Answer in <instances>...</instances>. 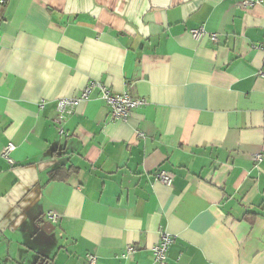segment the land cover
<instances>
[{"label": "crops", "instance_id": "obj_1", "mask_svg": "<svg viewBox=\"0 0 264 264\" xmlns=\"http://www.w3.org/2000/svg\"><path fill=\"white\" fill-rule=\"evenodd\" d=\"M240 1L0 5V264H156L160 232L168 264H264V0ZM91 80L145 103L111 120L93 90L59 135Z\"/></svg>", "mask_w": 264, "mask_h": 264}, {"label": "built area", "instance_id": "obj_2", "mask_svg": "<svg viewBox=\"0 0 264 264\" xmlns=\"http://www.w3.org/2000/svg\"><path fill=\"white\" fill-rule=\"evenodd\" d=\"M5 0H0V5L4 3ZM254 3V0H242L239 5L242 8H247ZM191 36L198 40L201 36L208 34L209 38L212 42L216 43L218 41L217 36L214 33H207V31L203 27L195 28L190 30ZM261 50L263 56L261 61V67L257 71V75L264 80V43L253 46ZM93 90H97L100 94L101 99L105 102V104L110 108V118L111 120H121L126 121L129 116V111L133 108H137L138 106L145 103L144 100L140 99H132L128 94H115L110 92L103 84L98 82L97 80H91L88 84H86L81 90L77 97H64L59 98L55 102V117H54V125L59 133V135H64L65 131L62 127V123L65 118L69 116L75 106L80 101H86ZM44 105V101L41 100L38 103V107L42 108ZM14 145L12 142H7L3 148L1 149L0 155L6 160L8 163L13 164V160L11 158V153L14 150ZM262 153L257 152L253 154V160L259 162L262 159ZM155 178L162 184L166 186H171L172 184V175L170 172L165 170H159L155 174ZM47 217L51 221H56L58 216L54 212H48ZM174 241V236L172 234L166 232H160L159 241L151 247L152 255L154 262L156 264H168L167 262V250L170 244ZM132 247L126 246V254L125 256L132 253ZM87 264H95L96 256L94 254L86 255Z\"/></svg>", "mask_w": 264, "mask_h": 264}, {"label": "trees", "instance_id": "obj_3", "mask_svg": "<svg viewBox=\"0 0 264 264\" xmlns=\"http://www.w3.org/2000/svg\"><path fill=\"white\" fill-rule=\"evenodd\" d=\"M64 177V173L61 172L60 168L51 171L50 178L51 179H62Z\"/></svg>", "mask_w": 264, "mask_h": 264}]
</instances>
